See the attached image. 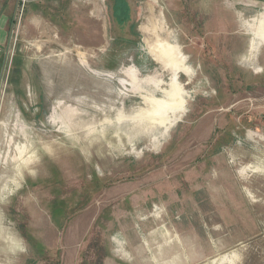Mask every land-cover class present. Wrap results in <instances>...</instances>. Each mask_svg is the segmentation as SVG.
Segmentation results:
<instances>
[{
  "label": "rangeland",
  "instance_id": "1",
  "mask_svg": "<svg viewBox=\"0 0 264 264\" xmlns=\"http://www.w3.org/2000/svg\"><path fill=\"white\" fill-rule=\"evenodd\" d=\"M87 1L0 61V264H264V1Z\"/></svg>",
  "mask_w": 264,
  "mask_h": 264
},
{
  "label": "crops",
  "instance_id": "2",
  "mask_svg": "<svg viewBox=\"0 0 264 264\" xmlns=\"http://www.w3.org/2000/svg\"><path fill=\"white\" fill-rule=\"evenodd\" d=\"M56 0H33L27 6L25 4L22 6V0H0V61H4L6 55V50L10 44V32L12 26L14 25L15 17L17 10H62V3L58 4L54 2ZM122 1V0H114ZM159 1V0H157ZM250 2L264 1V0H244ZM80 2V0H79ZM113 0H90L87 1L81 7L82 10H87L88 5H91L89 10H105L106 7L113 6ZM130 10H138L137 1L127 0ZM171 10H187L193 6L192 0H170ZM84 3V1H82ZM80 4V3H79ZM88 4V5H87ZM145 5L149 3L145 2ZM207 5H213L212 9H215L217 6L212 2H208ZM101 9H99V8ZM77 8V7H76ZM79 9V6H78ZM77 9V10H78Z\"/></svg>",
  "mask_w": 264,
  "mask_h": 264
},
{
  "label": "bare ground",
  "instance_id": "3",
  "mask_svg": "<svg viewBox=\"0 0 264 264\" xmlns=\"http://www.w3.org/2000/svg\"><path fill=\"white\" fill-rule=\"evenodd\" d=\"M264 31V30H263ZM262 35L264 36V32H262ZM162 45V44H161ZM160 47V46H159ZM163 47V46H162ZM171 49V48H170ZM173 51V50H172ZM177 55V54H176ZM179 85V84H178ZM172 92H174V93H181V91L179 90V88L177 87V86H175V85H173L172 86ZM180 91V92H179ZM182 97V96H181ZM176 98V97H175ZM178 98V97H177ZM155 102V101H154ZM153 102V103H154ZM163 102V101H162ZM157 105H158V103L157 102H155ZM164 103H165V100H164ZM166 104V103H165ZM154 105V104H153ZM155 106V105H154Z\"/></svg>",
  "mask_w": 264,
  "mask_h": 264
},
{
  "label": "built area",
  "instance_id": "4",
  "mask_svg": "<svg viewBox=\"0 0 264 264\" xmlns=\"http://www.w3.org/2000/svg\"><path fill=\"white\" fill-rule=\"evenodd\" d=\"M25 2H26V0H22V6L25 4ZM22 10H23V8H22Z\"/></svg>",
  "mask_w": 264,
  "mask_h": 264
}]
</instances>
